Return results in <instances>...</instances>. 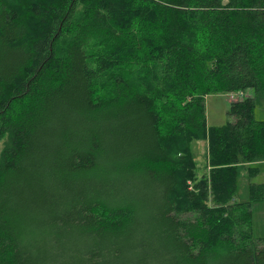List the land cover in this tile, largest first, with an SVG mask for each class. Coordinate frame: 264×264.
Returning <instances> with one entry per match:
<instances>
[{"label":"trees","instance_id":"1","mask_svg":"<svg viewBox=\"0 0 264 264\" xmlns=\"http://www.w3.org/2000/svg\"><path fill=\"white\" fill-rule=\"evenodd\" d=\"M262 99L264 0H0V264H264Z\"/></svg>","mask_w":264,"mask_h":264},{"label":"rangeland","instance_id":"2","mask_svg":"<svg viewBox=\"0 0 264 264\" xmlns=\"http://www.w3.org/2000/svg\"><path fill=\"white\" fill-rule=\"evenodd\" d=\"M238 100H230L228 93L213 94L206 97V115L207 123L209 126L220 127L228 123L231 118L229 117V110L232 102ZM256 119L261 121L264 120V99H262L256 108ZM193 149L196 155L198 163V174L199 177L207 175L211 168L207 167V153L208 145L205 141L195 142ZM260 163L252 164L250 166L258 167ZM264 181V175H258L255 178H248L246 173L242 174L238 183V193L242 201L250 200V184L252 182L259 183ZM238 197V195H237ZM253 211V234L256 238H264V201L254 203L252 206Z\"/></svg>","mask_w":264,"mask_h":264},{"label":"crops","instance_id":"3","mask_svg":"<svg viewBox=\"0 0 264 264\" xmlns=\"http://www.w3.org/2000/svg\"><path fill=\"white\" fill-rule=\"evenodd\" d=\"M259 167V170H260V173L259 175L263 176L264 175V162H261L260 164L257 165ZM254 183V182H252ZM255 184H261V185H264V181H261L259 183H255ZM240 194L238 193V197H237V201L239 202H246V201H242L240 198ZM262 202V201H261ZM258 203V202H257ZM256 204V203H255ZM253 206H254V203H253Z\"/></svg>","mask_w":264,"mask_h":264},{"label":"built area","instance_id":"4","mask_svg":"<svg viewBox=\"0 0 264 264\" xmlns=\"http://www.w3.org/2000/svg\"><path fill=\"white\" fill-rule=\"evenodd\" d=\"M246 94L244 91H238V92H232V93H229L228 96L230 98V100H238L242 97H244Z\"/></svg>","mask_w":264,"mask_h":264},{"label":"bare ground","instance_id":"5","mask_svg":"<svg viewBox=\"0 0 264 264\" xmlns=\"http://www.w3.org/2000/svg\"><path fill=\"white\" fill-rule=\"evenodd\" d=\"M10 141V140H9ZM10 144V143H9Z\"/></svg>","mask_w":264,"mask_h":264}]
</instances>
